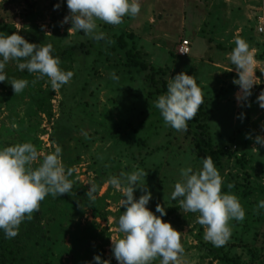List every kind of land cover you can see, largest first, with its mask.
Instances as JSON below:
<instances>
[{"label":"rangeland","instance_id":"obj_1","mask_svg":"<svg viewBox=\"0 0 264 264\" xmlns=\"http://www.w3.org/2000/svg\"><path fill=\"white\" fill-rule=\"evenodd\" d=\"M139 3L140 12L134 18L125 16L119 25L97 21L98 31L105 34L103 40L68 32L71 24L62 23L68 14L64 0H5L0 8V34L18 31L27 42L51 43L54 50L75 47L71 60L60 64L61 69L67 67L73 76L57 90L51 89L47 77L31 83L35 73L21 77L29 84L18 94L13 93L10 84L0 82V146L32 143L40 154L33 167L42 161L44 154L59 146L65 169H71L68 178L82 194L81 200L64 206L52 241L45 239L44 244L35 245L42 239L45 214L53 199L47 195L40 202L39 211L33 213V219L19 226L22 229L18 231L17 248L33 262L45 248L43 256L49 264H85L92 261L93 255L117 264L110 238L122 235L115 221L124 207L119 204L121 192L107 181L109 176L130 172L137 166L146 171L145 182L151 192L146 207L159 215L155 206L160 204L165 208L162 221L180 232L184 252L179 264H229L220 259L222 255L248 262L238 245L241 243L235 244L233 239L236 234L240 236L244 220L229 221L232 229L229 241L222 247H213L203 238L204 228L196 223L199 213L185 212L180 207L170 211V206L180 205L181 198L169 199L180 179L179 169L191 166L199 170L202 159L196 157L188 130L176 131L165 126L154 107L156 98L164 93H154V83L145 75L154 77L157 83L163 79L166 85L169 78L181 71L193 76L205 102L211 139L222 152L215 165L224 182L221 191L240 197L245 211L246 202L257 201L256 185L264 184V148L255 143L256 135L264 138V109L256 99L264 91V32L259 34L256 30L257 17L264 16V2L139 0ZM56 4L59 6L54 9ZM119 33L134 36L125 37L126 49L112 48ZM237 38L245 40L253 52L254 75L260 81L251 88L247 98L250 106L235 99L239 86L232 81L237 73L228 56ZM181 40L189 42L190 52L184 57L176 54ZM132 44V51L151 70L133 69L130 75L121 71L124 54ZM7 65L20 72L15 61ZM112 74L118 79H112ZM148 92L151 95L146 96ZM241 112L242 120L238 118ZM189 127L193 130L192 125ZM244 177L248 180L245 190L250 194L242 197L239 192L244 185L238 182ZM91 183L96 185V192L95 199L89 201L86 192ZM228 184L233 187L228 189ZM141 194V189H134V199ZM258 229V239L246 234L249 246L254 239L256 247H261L264 232L261 227ZM259 250L264 257V245ZM153 264H159V258Z\"/></svg>","mask_w":264,"mask_h":264},{"label":"clouds","instance_id":"obj_2","mask_svg":"<svg viewBox=\"0 0 264 264\" xmlns=\"http://www.w3.org/2000/svg\"><path fill=\"white\" fill-rule=\"evenodd\" d=\"M68 14L62 23H70L72 33H83L93 40L105 39L98 31L97 21L109 25H119L125 16L135 17L140 12L139 0H64ZM59 5H53L54 9ZM235 47L228 60L235 66L237 78L232 83L239 86L235 99L248 104L251 88L260 81L254 75V55L248 43L235 39ZM53 45L27 42L17 32L0 34V82L11 85L13 93L18 94L29 84L23 78H10L5 72L9 61L16 62L19 71L37 74L31 83L47 77L52 90L69 83L73 72L62 70L59 57L53 55ZM112 79H118L112 74ZM258 106L264 109V91L256 97ZM204 103L201 89L192 75L183 71L169 78L166 92L158 96L154 107L158 109L165 126L176 131H186L187 122L192 120ZM239 119H243V112ZM246 138L248 135L246 134ZM255 143L264 148V138L255 136ZM255 148V147H254ZM257 151V149L255 148ZM37 148L30 142L0 146V231L5 239L18 235L19 226L25 220L31 221L33 213L38 212L40 202L47 195L53 197L62 194L72 195L73 181L68 177L71 169H65L61 161V148L42 156L38 161ZM202 167L194 170L191 166L179 169L180 179L174 184L169 195L170 200L181 198L180 208L185 212L199 213L196 223L204 228V240L213 247H222L230 239L229 221L240 222L245 211L238 197L231 192H222L223 178L210 157H204ZM146 171L133 166L130 172L121 171L117 176H109L107 183L121 192L120 207L124 211L116 219L119 238H110L111 252L117 264H153L159 258V264H179L184 249L180 242V232L169 222L162 221L165 208L156 204L155 215L146 205L151 192L145 182ZM228 189L233 186L227 185ZM134 189H141L137 199ZM96 185L90 184L86 192L89 201L95 199ZM256 209L264 210V199L257 202ZM254 209V211H256ZM109 264L99 255H93L92 261L85 264Z\"/></svg>","mask_w":264,"mask_h":264},{"label":"trees","instance_id":"obj_3","mask_svg":"<svg viewBox=\"0 0 264 264\" xmlns=\"http://www.w3.org/2000/svg\"><path fill=\"white\" fill-rule=\"evenodd\" d=\"M261 34V33H259ZM125 37L133 38V34H125V33H119L116 37H114V42L112 48H116L119 50L126 49L127 47V40ZM134 48V45L130 46L128 50L125 52V63L123 64V69L121 71L124 74H129L133 69H137L138 71L144 72L148 68L151 70V66L140 59L138 53L136 51H132ZM75 52V47L70 46L63 50H54L53 55L59 57L61 63L65 60L68 62L71 60L73 53ZM8 68V69H7ZM61 68V67H60ZM5 72L7 76L10 78H21L24 77L27 73L26 70L20 71V72H14L12 68H10L8 65H6ZM89 69V68H86ZM67 71V67L64 69ZM150 77L151 78V84L154 83V93H165L166 92V82L161 79L159 83L156 82V79L152 76H149L148 74L145 75V78ZM159 84V85H158ZM112 87V86H110ZM151 95L149 92L146 96ZM204 101V99H203ZM43 100L39 103V106H41ZM192 125L193 130H190L189 126ZM187 130L191 133V145L193 150L196 153L197 159H203L204 157H210L214 163V166L218 165V159L222 156L221 150H219L213 143L211 139V135L209 132V117L207 113L205 112V102L200 106L197 115L190 121L187 122ZM247 178H243L242 181L238 183H243L244 189L241 190L239 193L242 197L246 196L247 194H250V192L245 190V187L248 186L247 184ZM246 182V183H245ZM247 184V185H246ZM234 190L237 187L236 184H234ZM239 187V186H238ZM72 195H69L67 193L62 194L60 196L53 197L51 202L49 203V206L47 208V212L45 214V228L44 232L42 234V239L37 240L34 242L35 245H40L41 243L44 244V240H50L52 241L53 238V232L54 228L57 225L58 218H60L63 214V208L66 204L71 203L75 199H80L82 194L79 190H76L74 187L72 188ZM256 191L259 195L258 198H255L254 202H246V208H245V217L244 221L245 223H242V229L240 232V236L237 237L236 234L234 235V243L238 244L239 242L241 244H238L241 246L245 252V255L248 257V262H242L240 258L236 257H228L226 255L219 256L221 260L226 261L229 264H264V257L260 254V248L264 245V239L261 241V247H256L254 243L255 237L258 239V231L259 227H261L262 232H264V210L256 209L257 202L261 199H264V184H257L256 185ZM236 192V191H235ZM238 193V192H237ZM240 198V197H238ZM242 201H248L241 198ZM179 206H173L169 207L170 211L173 212V209L179 208ZM256 209V211H254ZM257 213V215L255 214ZM60 216V217H59ZM22 228H19V231H21ZM254 232V233H253ZM91 234V231H89ZM246 234H250L254 236V239L251 243V246L248 245V238L245 239ZM18 235L11 239H5L3 232L0 231V264H49L50 261H48L44 256L43 253L45 252V248H43V253L40 258H37L38 260L34 259V262L32 260H29L28 258L24 257L21 252L19 251V248H17V239ZM245 239V240H244ZM224 254V253H223ZM37 262V263H35Z\"/></svg>","mask_w":264,"mask_h":264},{"label":"built area","instance_id":"obj_4","mask_svg":"<svg viewBox=\"0 0 264 264\" xmlns=\"http://www.w3.org/2000/svg\"><path fill=\"white\" fill-rule=\"evenodd\" d=\"M4 2H5V0H0V8L2 7V4ZM260 2L263 3L264 0H259V3ZM257 19H258V21H257V29L256 30H257L258 33H263L264 32V16L263 15H259L257 17ZM189 52H190V48H189V42H188V40H181L179 42L177 48H176V54L178 56L184 57V56L188 55Z\"/></svg>","mask_w":264,"mask_h":264}]
</instances>
